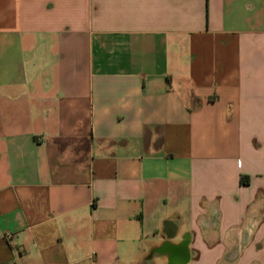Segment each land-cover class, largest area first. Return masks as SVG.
Masks as SVG:
<instances>
[{"label":"crops","instance_id":"obj_1","mask_svg":"<svg viewBox=\"0 0 264 264\" xmlns=\"http://www.w3.org/2000/svg\"><path fill=\"white\" fill-rule=\"evenodd\" d=\"M0 264H264V0H0Z\"/></svg>","mask_w":264,"mask_h":264},{"label":"built area","instance_id":"obj_2","mask_svg":"<svg viewBox=\"0 0 264 264\" xmlns=\"http://www.w3.org/2000/svg\"><path fill=\"white\" fill-rule=\"evenodd\" d=\"M11 236H12V234H10V233H7V234H5V239H10L11 238Z\"/></svg>","mask_w":264,"mask_h":264}]
</instances>
